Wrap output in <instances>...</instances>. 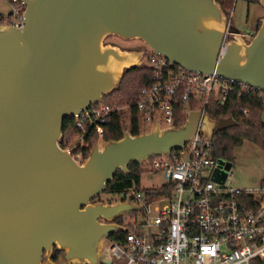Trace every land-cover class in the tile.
<instances>
[{
  "label": "water",
  "instance_id": "95a60500",
  "mask_svg": "<svg viewBox=\"0 0 264 264\" xmlns=\"http://www.w3.org/2000/svg\"><path fill=\"white\" fill-rule=\"evenodd\" d=\"M23 27L0 23V264H100L103 239L141 204L96 199L116 170L183 149L198 126H232L190 109L180 124L95 141L77 163L63 122L119 89L141 56L105 43L139 40L171 67L264 91V16L247 40L218 0H21ZM264 9V0H258ZM226 28L232 32L225 38ZM214 176L223 180L219 170ZM53 249L60 251L52 260Z\"/></svg>",
  "mask_w": 264,
  "mask_h": 264
},
{
  "label": "built area",
  "instance_id": "2783aa9c",
  "mask_svg": "<svg viewBox=\"0 0 264 264\" xmlns=\"http://www.w3.org/2000/svg\"><path fill=\"white\" fill-rule=\"evenodd\" d=\"M9 1L12 11L2 19L21 29L24 6L21 0ZM254 33L244 37L251 38ZM229 34L226 30L221 49ZM140 65L150 68L153 77L150 84L139 89L133 103L111 107L100 101L72 116L75 125L83 129L67 146L77 163L85 158L86 135L93 131L97 141H102L101 122L111 113L132 108L138 113L139 128L141 123L152 126L154 121L166 128L176 125L180 106L184 117L190 109H199L203 116L212 99L223 105L233 92L264 94L214 72L171 67L164 56L153 51ZM241 112L248 114L247 109ZM217 159L212 138L198 126L183 149L143 160V171L161 173L164 182L151 188L158 190L156 194L134 186L126 191L129 197L123 200L141 204V208L122 215L126 223L118 221L121 216L117 219L126 231L103 239L101 250L108 240L105 250L111 257L107 264H264V184L234 187L229 174L223 180L216 178Z\"/></svg>",
  "mask_w": 264,
  "mask_h": 264
},
{
  "label": "trees",
  "instance_id": "16d2710c",
  "mask_svg": "<svg viewBox=\"0 0 264 264\" xmlns=\"http://www.w3.org/2000/svg\"><path fill=\"white\" fill-rule=\"evenodd\" d=\"M244 1L247 3H258V0ZM220 3L223 7V3ZM2 21L3 19L0 17V22ZM259 25L260 22L258 19L256 22V30ZM230 26H233L231 21ZM231 37L232 36L229 35L227 39ZM152 77V70L142 65L124 70L119 89L114 91L110 96L104 97L102 103L111 107L126 106L133 103L139 89L150 84ZM190 107L194 108V105L190 104ZM242 109H247L248 114L245 115L242 113ZM205 112L212 120L217 121L222 118H232L235 122L230 127L214 131L212 145L215 157L232 161L234 159L233 149L241 145L244 140L257 143L264 148V121L262 119V114L264 113V94L261 96H254L244 92L238 95L236 92H233L228 95V99L223 105H219L213 99L210 100L206 106ZM138 119V113L132 108L128 111L121 110L111 113L105 117L103 122H101L104 130L102 140L119 139L122 136V131L127 127L130 128L132 134L141 132ZM184 119L185 117L182 114V107L180 106L177 110L175 124L182 123ZM82 131V128L75 125L72 117L65 118L59 144L62 147L69 145ZM97 139L98 136L93 131H90L86 135L84 140L86 147L83 149L84 157H86L92 144ZM141 167L140 164L132 161L128 165L127 173H123L119 169L116 170L112 180L107 183L104 193L110 194L124 192L133 186L136 190H143L146 193H158L157 189L140 188L139 181L142 174ZM261 183L264 184V179L261 180ZM96 199L102 200L100 195ZM121 234L122 233H119L118 236ZM59 252L60 251L55 249L52 254L53 260L57 258Z\"/></svg>",
  "mask_w": 264,
  "mask_h": 264
},
{
  "label": "rangeland",
  "instance_id": "374dc122",
  "mask_svg": "<svg viewBox=\"0 0 264 264\" xmlns=\"http://www.w3.org/2000/svg\"><path fill=\"white\" fill-rule=\"evenodd\" d=\"M223 3V9L228 19L231 20L232 25L243 34H248L249 30L255 27L257 20L264 16V9L259 3H247L244 0H219ZM13 4L9 0H0V17L12 11ZM0 23L6 24L2 21ZM228 30V28H226ZM231 35V34H229ZM228 35V36H229ZM247 40L250 37H244ZM105 43L117 45L121 49L132 51L141 56L142 61H146L152 53L144 43L139 40H123L119 37L112 36L105 39ZM264 121V113L262 114ZM150 124L141 123L140 130H150ZM97 141V140H96ZM264 141V138H263ZM101 142V141H100ZM70 145V144H69ZM67 145V146H69ZM234 159L227 160L224 158L217 159V170L220 174L227 176L229 174L231 185L234 187H256L264 179V148L257 143L244 140L241 145L233 149ZM139 181V186L142 189L156 188L164 182V178L159 172L143 171ZM126 191L116 193H102L100 198L105 202H116L127 199L129 196ZM139 213V212H137ZM140 214V213H139ZM122 223H126V219L121 216L118 219ZM108 246V240L104 242V247L100 252V259L104 264L111 263V257L105 250ZM55 249H53V252ZM52 252V254H53ZM60 253V252H59ZM58 253V255H59ZM57 255V256H58ZM57 259V258H56ZM55 259V260H56ZM53 260V259H52Z\"/></svg>",
  "mask_w": 264,
  "mask_h": 264
},
{
  "label": "flooded vegetation",
  "instance_id": "af4514ba",
  "mask_svg": "<svg viewBox=\"0 0 264 264\" xmlns=\"http://www.w3.org/2000/svg\"><path fill=\"white\" fill-rule=\"evenodd\" d=\"M230 21H231V20L229 19L228 26H229V27H234V26H230ZM255 28H256V24H255V27H254L252 30H249V32H250V31H256ZM228 30H229V29H228ZM249 32H248V33H249ZM230 34L232 35L233 33L230 32ZM241 34H242V36L244 37L245 34H243V33H241ZM109 37H112V36H109ZM109 37H107L106 39H108ZM227 37H228V35H227ZM51 259H52V256H51Z\"/></svg>",
  "mask_w": 264,
  "mask_h": 264
}]
</instances>
